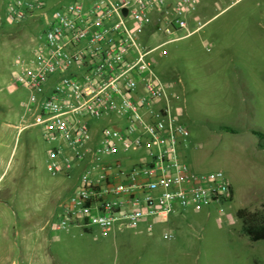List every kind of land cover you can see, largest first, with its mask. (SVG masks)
Listing matches in <instances>:
<instances>
[{
	"label": "rangeland",
	"instance_id": "1",
	"mask_svg": "<svg viewBox=\"0 0 264 264\" xmlns=\"http://www.w3.org/2000/svg\"><path fill=\"white\" fill-rule=\"evenodd\" d=\"M8 1L0 0V264H264V239L240 235V220L227 217L264 201V150L250 131L264 132V0L232 6L206 0L195 12L202 25L192 34L154 32L148 41L155 46L154 72L168 84L160 104L189 132L183 160L197 172L222 170L232 185L223 220L209 207L151 226L117 222L105 232L76 223L55 228L81 166L52 175L50 143L40 127L18 129L31 115L24 108L28 92L15 76L43 22L11 21ZM223 125L236 132L220 130Z\"/></svg>",
	"mask_w": 264,
	"mask_h": 264
},
{
	"label": "built area",
	"instance_id": "2",
	"mask_svg": "<svg viewBox=\"0 0 264 264\" xmlns=\"http://www.w3.org/2000/svg\"><path fill=\"white\" fill-rule=\"evenodd\" d=\"M204 1H8L11 21L43 22L15 76L28 92L24 108L31 115L18 129L40 127L50 143L52 175L81 166L56 229L73 223L104 232L117 222L151 226L209 207L223 220L232 185L222 170L197 172L181 159L178 147L189 132L160 104L168 84L154 72L155 46L148 43L154 32L192 34L202 25L195 12ZM101 119L105 125L96 122Z\"/></svg>",
	"mask_w": 264,
	"mask_h": 264
},
{
	"label": "trees",
	"instance_id": "3",
	"mask_svg": "<svg viewBox=\"0 0 264 264\" xmlns=\"http://www.w3.org/2000/svg\"><path fill=\"white\" fill-rule=\"evenodd\" d=\"M220 130L236 132L229 126H220ZM257 138L258 148L264 150V132L257 129L250 130ZM237 218L240 220L239 234L246 236L251 241L264 239V201L258 209L250 210L246 207H240L235 210ZM85 231H88L84 227Z\"/></svg>",
	"mask_w": 264,
	"mask_h": 264
},
{
	"label": "crops",
	"instance_id": "4",
	"mask_svg": "<svg viewBox=\"0 0 264 264\" xmlns=\"http://www.w3.org/2000/svg\"><path fill=\"white\" fill-rule=\"evenodd\" d=\"M187 138L185 140L181 141V143L179 144V147H178L181 159H186V156H185V154L182 153V150L187 147V144H188V139ZM190 166L192 167L193 170H195L193 165H190Z\"/></svg>",
	"mask_w": 264,
	"mask_h": 264
}]
</instances>
